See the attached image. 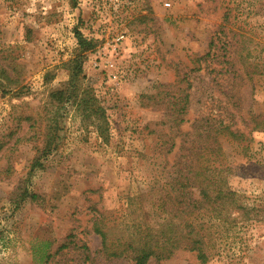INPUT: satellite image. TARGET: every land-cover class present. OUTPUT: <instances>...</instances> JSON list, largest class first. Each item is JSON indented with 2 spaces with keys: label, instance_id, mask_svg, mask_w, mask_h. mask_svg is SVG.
I'll return each mask as SVG.
<instances>
[{
  "label": "rangeland",
  "instance_id": "rangeland-1",
  "mask_svg": "<svg viewBox=\"0 0 264 264\" xmlns=\"http://www.w3.org/2000/svg\"><path fill=\"white\" fill-rule=\"evenodd\" d=\"M75 31L93 47L80 50ZM209 50L231 66L234 56L238 70L239 59L264 68V0H0V264H131L99 252L93 222L121 233L149 208L131 199L169 191L179 152L163 144V105L145 96L180 86L169 93L190 94L185 119L264 120V75L223 80L197 61ZM78 65L76 82L105 111L100 137L75 103L48 100ZM252 126L242 125L240 144L220 141L228 183L249 213L210 224L215 253L205 264H264V132ZM162 264L200 262L176 250Z\"/></svg>",
  "mask_w": 264,
  "mask_h": 264
},
{
  "label": "trees",
  "instance_id": "trees-1",
  "mask_svg": "<svg viewBox=\"0 0 264 264\" xmlns=\"http://www.w3.org/2000/svg\"><path fill=\"white\" fill-rule=\"evenodd\" d=\"M74 35L80 50H89L93 47L94 41L86 39L80 32L75 31ZM219 57L209 50L205 56L197 58V61L203 59L206 68L218 72L225 77L223 80L226 79L225 75L238 77L241 71L247 81L256 75H264V68H260L254 61L246 62L245 59H239L245 65L242 70H238L234 56L233 66L230 64L231 56L228 54L222 53L221 61ZM76 61L78 62V59ZM79 67L80 65L76 66V72L72 73V82L67 83L65 88L50 91L48 100L54 106L75 103L80 114H83V120L90 121L89 125L93 126L100 137L99 134L105 127V111L93 93L90 94L91 90L84 88L81 81L76 82ZM172 88L181 87L175 85L166 87L163 92L166 95L165 99L164 95L156 99L158 94L155 97L145 96L152 105L154 103L163 105L165 113L159 126L162 130L168 128L167 135H170L168 140H163V144H168V152L174 148L175 154L179 152L177 160L174 161L172 178L168 183L169 191L166 192L164 187H161L164 192L159 197L147 192L139 194L137 199H131L137 201L141 205L140 208L143 204H147L149 208L142 216H137L140 218H131L130 225L121 233L116 232L114 227L107 226L103 218L93 222V231L100 237L99 252L105 257L124 256L131 264H150V260H154V264H162L176 250H186L194 252L200 264H205L215 253L212 250L213 242L205 234L210 224L220 221L232 223L233 214L237 213L238 217L244 218L249 213L247 206L240 201L239 194L228 183L230 167L224 158L220 141L226 138L240 144L244 140L242 125H253L252 131L264 132V120H256L254 116L245 123L241 117L239 121L234 120L235 114L232 113L227 118L222 113H210L191 120L185 119L184 115L191 102L190 94L186 92L179 96L169 93ZM190 88L191 84L188 82L182 91ZM223 88L225 93L234 94L235 85ZM230 98L235 103L234 98L232 96ZM215 100L221 102L218 98ZM84 102L89 104L83 107L81 105ZM224 105L227 106L225 102ZM184 123H187L186 127L182 128ZM149 133L156 135L157 131L152 129ZM49 148L50 146L44 152L47 156L53 152L56 144ZM242 150L245 151L246 148L243 146ZM149 213L155 218L154 224H147L145 221L150 217ZM81 249L82 253L87 254V247L81 246ZM86 258L90 259L88 254Z\"/></svg>",
  "mask_w": 264,
  "mask_h": 264
}]
</instances>
